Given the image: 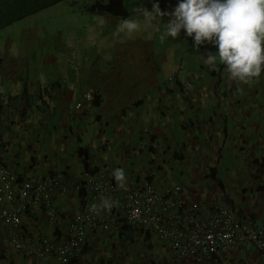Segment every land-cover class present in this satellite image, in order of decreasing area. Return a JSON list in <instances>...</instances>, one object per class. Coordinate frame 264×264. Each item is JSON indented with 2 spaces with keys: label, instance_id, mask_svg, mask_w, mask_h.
Returning a JSON list of instances; mask_svg holds the SVG:
<instances>
[{
  "label": "crops",
  "instance_id": "0c3cea01",
  "mask_svg": "<svg viewBox=\"0 0 264 264\" xmlns=\"http://www.w3.org/2000/svg\"><path fill=\"white\" fill-rule=\"evenodd\" d=\"M164 1L161 16L141 28L149 37L155 30L157 53L135 65L120 54L122 19L88 12V1L70 0V13L61 2L51 20L39 11L0 32L17 37L13 48L8 37L0 43V163L19 181L69 182L52 198L59 210L53 221L44 207L22 217L18 241L25 246L59 236L81 209L73 183L85 173L112 177L116 168L127 181L179 183L203 203L225 202L242 222L264 223V73L247 83L230 79L223 64L204 62L214 44L195 46L183 29L169 39L164 30L178 0ZM131 65L136 71H127ZM85 93L92 101L76 109ZM12 234L0 221V264H32L12 250ZM133 238L89 235L76 264H198L172 258L158 239L149 251L160 261L152 260L133 248ZM201 264H264V257L234 249Z\"/></svg>",
  "mask_w": 264,
  "mask_h": 264
},
{
  "label": "built area",
  "instance_id": "2783aa9c",
  "mask_svg": "<svg viewBox=\"0 0 264 264\" xmlns=\"http://www.w3.org/2000/svg\"><path fill=\"white\" fill-rule=\"evenodd\" d=\"M89 100L85 94L76 109ZM125 183L127 187L121 188L113 176L85 173L82 181L72 184L81 209L69 217L64 231L59 236L54 232L38 237L25 246L18 241L22 217L44 207L53 221L59 210L53 206L52 198L65 193L69 182L60 176H49L35 184L19 181L0 163V221L13 229L12 250L28 256L32 264H76L89 235H114L129 227L142 242L146 237V243L162 241L172 258L178 260L201 264L234 249H255L264 257V223L237 221L225 202L213 200L205 204L190 197L182 184L161 185L145 176ZM101 197L110 199V209L101 207ZM93 204L98 211L90 210Z\"/></svg>",
  "mask_w": 264,
  "mask_h": 264
},
{
  "label": "clouds",
  "instance_id": "9594fccd",
  "mask_svg": "<svg viewBox=\"0 0 264 264\" xmlns=\"http://www.w3.org/2000/svg\"><path fill=\"white\" fill-rule=\"evenodd\" d=\"M83 1L81 3L85 4ZM86 1L87 4L97 3L94 0ZM130 1L127 3L128 15L119 23L117 32L132 34L140 28L139 22L130 17ZM93 5L88 6V12ZM137 9L139 15L148 21L161 16L158 3L153 4L152 11ZM94 14L101 15L96 11ZM169 15L171 19L164 30L167 35L175 38L183 29L187 36L193 37L195 46L205 42L214 44L218 50L202 56L204 62L215 64L218 61L223 64L230 79L247 83L264 73V0H178ZM85 94L90 96L91 102V94ZM113 177L119 187H127L123 168L114 169ZM101 207L110 209V199L101 197ZM90 210L96 212L98 206L93 204Z\"/></svg>",
  "mask_w": 264,
  "mask_h": 264
},
{
  "label": "rangeland",
  "instance_id": "374dc122",
  "mask_svg": "<svg viewBox=\"0 0 264 264\" xmlns=\"http://www.w3.org/2000/svg\"><path fill=\"white\" fill-rule=\"evenodd\" d=\"M81 1H83V0H79V3H81ZM84 1H86V0H84ZM94 1L99 2L100 0H94ZM62 3L68 5V7L65 9L66 13L73 12V5L70 2V0H67V1L62 2ZM62 3H60L56 7L42 11L43 19L44 20H51L52 17H54L55 15L58 16L61 13V10L63 9V7L59 8V6ZM156 3L159 4L161 11L164 10L165 6L167 5V3L164 0H131L129 5H128L131 9L130 17L136 20V18L138 16H140L137 8L148 9V11H151L153 9V4H156ZM134 7H135V9L132 10V8H134ZM168 15H169V13H168ZM141 18H142V20L138 21L140 24V28L138 31H136L132 34H127V33L120 34V36H122L124 38L123 42H121L122 44L120 46V49H121L120 54L122 55V61L125 63L126 62L130 63V64L133 63V65H135V63H137L138 59L140 58V56L142 54H153V55H155L157 53V50L155 49V46L153 43L157 38L155 35V30L152 28L149 29L151 32L150 37L147 35L148 34L147 32H142V30H141V28H145V26L149 22H151L152 20L151 21L145 20L142 16H141ZM137 20H140V18L138 17ZM116 21L119 22L118 19ZM72 23H73V25L76 24V22H72ZM77 23H80V20H77ZM155 24L158 25L159 29H164V23L163 22H161V23L155 22ZM116 29H118V28L116 27ZM181 32H183V31L181 30ZM6 37L13 39L11 42V48H13V46L15 45V42H17V40H16L17 37L16 36L12 37V32H10V31H7L3 36L0 34V43L1 44H2V42H4L6 40ZM168 38L170 39L169 36H168ZM182 40L183 41L185 40V36L183 37ZM2 45H4V44H2ZM202 45L206 49L209 48L208 42H205ZM128 70L136 71L135 69L132 68V65L129 67L127 66V71ZM134 77L135 76L133 75L131 79H134ZM152 242L153 241L150 240L148 243H143L142 241L136 240V242L133 244V248H135L136 250H139L138 248H140V249L142 248L143 250H145V252H147V250H148V253L145 254V256H147L148 258L152 257V260L160 261V258L158 256H155L150 252L151 250L149 247L153 245ZM163 264H165V262Z\"/></svg>",
  "mask_w": 264,
  "mask_h": 264
},
{
  "label": "trees",
  "instance_id": "16d2710c",
  "mask_svg": "<svg viewBox=\"0 0 264 264\" xmlns=\"http://www.w3.org/2000/svg\"><path fill=\"white\" fill-rule=\"evenodd\" d=\"M65 1L67 0H0V32L4 28L34 15L39 11H43ZM128 1L129 0H103L102 2L99 1L100 3H95V5L90 3L89 5L93 6L89 7V12L94 14L96 11L101 15H110L112 17L124 19L128 15ZM134 178L138 180L139 176L136 177L135 175ZM145 178H148V176H145ZM149 179L152 180L151 177H149ZM238 220L242 221L240 218H237V221ZM124 235L126 239L132 240L134 239V230L126 227L124 229ZM147 239L148 237L145 238L146 242ZM132 242L134 241L132 240L131 243ZM146 242L144 241L143 243Z\"/></svg>",
  "mask_w": 264,
  "mask_h": 264
}]
</instances>
